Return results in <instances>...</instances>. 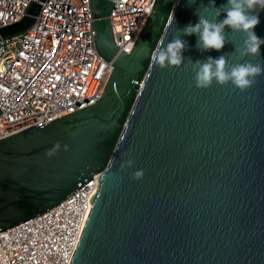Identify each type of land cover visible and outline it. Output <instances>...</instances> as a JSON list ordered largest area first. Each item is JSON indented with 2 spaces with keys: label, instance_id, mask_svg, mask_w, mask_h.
I'll use <instances>...</instances> for the list:
<instances>
[{
  "label": "water",
  "instance_id": "95a60500",
  "mask_svg": "<svg viewBox=\"0 0 264 264\" xmlns=\"http://www.w3.org/2000/svg\"><path fill=\"white\" fill-rule=\"evenodd\" d=\"M43 1L0 37L27 29ZM90 4L95 48L112 65L103 94L0 140V232L101 173L69 264H264V75L245 91L215 81L198 89L190 69L154 63L145 42L154 50L182 35L177 26L197 22L198 4L155 0L130 53L113 43L114 0ZM255 31L264 37V12ZM182 38L193 61L225 54L229 64L244 39L230 33L218 53L199 51L195 35ZM261 53L248 59L264 63ZM128 159L133 166L122 167Z\"/></svg>",
  "mask_w": 264,
  "mask_h": 264
},
{
  "label": "built area",
  "instance_id": "2783aa9c",
  "mask_svg": "<svg viewBox=\"0 0 264 264\" xmlns=\"http://www.w3.org/2000/svg\"><path fill=\"white\" fill-rule=\"evenodd\" d=\"M155 0H114L113 43L130 53ZM33 0H0V28ZM90 0H44L25 30L0 37V140L96 104L112 65L94 45ZM101 173L57 206L0 232V264H69Z\"/></svg>",
  "mask_w": 264,
  "mask_h": 264
},
{
  "label": "clouds",
  "instance_id": "9594fccd",
  "mask_svg": "<svg viewBox=\"0 0 264 264\" xmlns=\"http://www.w3.org/2000/svg\"><path fill=\"white\" fill-rule=\"evenodd\" d=\"M195 8L194 15L197 22H189L183 28L177 26L182 35L174 36L166 43L152 50L148 42L145 47L154 63L161 68L184 67L195 74V85L198 89H207L213 82L223 86L231 85L240 91L251 88L256 79L264 75V63H253L249 57L262 55L261 47L264 46V37L257 35L255 29L260 24V15L264 12V0H224L217 6V0H187L189 7ZM230 33H240L244 39L242 44L233 45V53L237 57L235 63L229 64V56L225 54L213 57L207 56L205 60L193 61L185 56L187 40L182 37H197L196 48L201 52L215 50L220 53L229 40ZM187 61V63H186ZM54 149L49 150L52 155ZM134 164L128 159L122 167L131 168ZM143 170L134 173V179H141Z\"/></svg>",
  "mask_w": 264,
  "mask_h": 264
}]
</instances>
